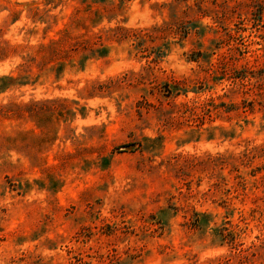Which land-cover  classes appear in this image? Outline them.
<instances>
[{"label": "rangeland", "instance_id": "rangeland-1", "mask_svg": "<svg viewBox=\"0 0 264 264\" xmlns=\"http://www.w3.org/2000/svg\"><path fill=\"white\" fill-rule=\"evenodd\" d=\"M0 264H264V0H0Z\"/></svg>", "mask_w": 264, "mask_h": 264}]
</instances>
